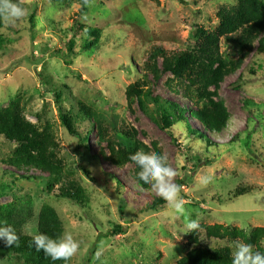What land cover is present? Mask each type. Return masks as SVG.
Instances as JSON below:
<instances>
[{
	"label": "rangeland",
	"instance_id": "1",
	"mask_svg": "<svg viewBox=\"0 0 264 264\" xmlns=\"http://www.w3.org/2000/svg\"><path fill=\"white\" fill-rule=\"evenodd\" d=\"M19 1L28 14L0 30V110L19 101L28 122L40 131L51 126L57 158L89 198L85 205L59 198L61 186L49 192L47 175L40 171L21 178L25 172L2 162L18 145L1 137L0 208L32 199L34 215L25 235L38 234L40 210L49 205L64 232L79 242L70 264H177L189 251L190 219L200 226L264 228V54L255 49L237 72L211 88L229 113L226 128L216 134L192 117L196 102L171 74L149 86L152 97L132 106L126 97L127 88L146 76L154 47L169 53L196 48L195 31L215 30L219 11L235 7L237 0H95L87 13L75 0ZM90 30L98 32L89 35ZM86 41L94 47L84 48ZM221 52L226 60L238 58L229 40H222ZM155 100L164 107L166 101L186 106L187 122L165 126ZM205 104L199 100L200 107ZM68 112L78 136L63 122V116L73 118ZM97 120L117 148L128 144L122 132L135 129L141 145L153 151L156 143L168 155L188 216L168 205L150 208L160 196L137 185L134 162L122 168L109 162V143L100 141ZM198 131L211 138V146L197 138ZM239 191L245 193L237 196ZM117 227L123 233L114 234ZM231 244L200 230L205 249ZM0 264L25 263L12 256L0 258Z\"/></svg>",
	"mask_w": 264,
	"mask_h": 264
},
{
	"label": "trees",
	"instance_id": "2",
	"mask_svg": "<svg viewBox=\"0 0 264 264\" xmlns=\"http://www.w3.org/2000/svg\"><path fill=\"white\" fill-rule=\"evenodd\" d=\"M81 5L83 13L88 12V5L95 0H75ZM211 1V0H205ZM14 2L20 4L19 0ZM219 23L215 30H205L198 28L194 36L199 40L196 48L183 52H167L162 47H154L145 64L146 76L131 84L126 91L128 103L132 104L137 99L152 97V90L149 86L158 84L161 79L171 74L175 80L184 88V95L191 100H195V107L189 111L204 130L210 134H216L224 130L229 121V113L222 101H215L212 97L211 88H218L228 75L237 72L245 59L255 49L259 55L264 54V0H237L233 8H222L218 14ZM4 27V22L0 20V30ZM97 30H90L89 35L97 34ZM223 39L229 40L238 49L237 60H226L221 52V42ZM256 45H258L256 47ZM74 41L70 43L69 50L73 51ZM94 47L91 42H85L84 48ZM162 60V62H160ZM59 98V96L57 95ZM201 102L207 101L203 107ZM158 105V113L165 122L164 125L170 127L173 122H187L185 114L188 108L177 102L166 101L164 107L159 100H155ZM90 119L91 114L82 109ZM69 117H73L68 112ZM63 122L71 135L78 136V131L74 126V117L63 116ZM98 125V137L101 142H108L110 149L109 162L117 168H122L129 163L131 154L143 149L145 152L161 153L158 145L153 144V151L147 146L141 145L138 141V132L135 129L122 132L123 138L128 142L117 148L107 137L106 131L99 121L93 122ZM190 128V127H189ZM191 130V128H190ZM192 131V130H191ZM192 132H197L193 130ZM197 138L204 140L211 146V138L205 133L198 131ZM4 137L11 143L17 144L18 149L11 156L3 159V164L14 168L15 171L25 172L20 175L23 179H30L29 172L40 171L47 175V189L53 192L57 185L61 186L59 198L69 199L81 205L88 204L89 198L84 188L64 171L62 162L56 156V137L51 126H46L40 131L34 124L28 122L23 114L21 103L15 102L9 109L0 110V138ZM135 164V163H134ZM136 173L139 171L137 165ZM137 185L144 190H149L150 186L143 185L135 177ZM245 192L239 191L237 196H242ZM167 205L161 198H154L150 208L157 210ZM34 215V205L32 199H28L21 205H11L7 208H0V223L13 225L19 235V241L12 247H5L0 244V258H10L17 256L22 258L25 264H70V259L65 262L52 261L43 251H36L31 243L32 236L25 235V226ZM206 232L209 239L221 241L241 242L252 244L255 249L264 252V228L256 227L249 231L233 226H200L197 232H190L188 239L189 251L177 264H231V248L225 246L215 250L205 249L200 246V230ZM123 233V228L117 227L114 234ZM38 233H46L49 236H59L64 233L63 223L56 210L49 205H44L38 217ZM93 252V251H92ZM89 262V260H88Z\"/></svg>",
	"mask_w": 264,
	"mask_h": 264
},
{
	"label": "clouds",
	"instance_id": "3",
	"mask_svg": "<svg viewBox=\"0 0 264 264\" xmlns=\"http://www.w3.org/2000/svg\"><path fill=\"white\" fill-rule=\"evenodd\" d=\"M27 14L28 10L14 0H0V20L5 24L14 26ZM129 159L137 165L139 171L136 177L143 185L150 186L178 216L189 215L181 196L182 186L174 182L177 172L169 163L166 153L145 152L140 149L131 154ZM186 229L188 233L197 232L200 229L199 220L190 219L186 223ZM18 241L16 228L6 222L0 223V244L12 247ZM31 243L36 251H43L52 261L65 262L78 252L80 246L68 231L55 237L38 233L32 235ZM230 248L231 264H264V252L255 249L252 244L236 240Z\"/></svg>",
	"mask_w": 264,
	"mask_h": 264
}]
</instances>
